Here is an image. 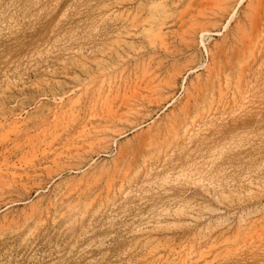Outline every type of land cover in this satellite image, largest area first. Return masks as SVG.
Wrapping results in <instances>:
<instances>
[{"label":"rangeland","instance_id":"rangeland-1","mask_svg":"<svg viewBox=\"0 0 264 264\" xmlns=\"http://www.w3.org/2000/svg\"><path fill=\"white\" fill-rule=\"evenodd\" d=\"M0 264H264V0H0Z\"/></svg>","mask_w":264,"mask_h":264},{"label":"bare ground","instance_id":"bare-ground-1","mask_svg":"<svg viewBox=\"0 0 264 264\" xmlns=\"http://www.w3.org/2000/svg\"><path fill=\"white\" fill-rule=\"evenodd\" d=\"M158 3V2H157ZM203 4V3H202ZM253 13V12H252ZM148 16V15H147ZM152 19V18H151ZM161 19V18H160ZM159 24V23H158ZM156 25V24H155ZM160 27V26H159ZM201 32V31H200ZM226 74V73H225ZM99 77V76H98ZM216 78V77H215ZM240 81V80H239ZM229 84V83H228ZM251 84V83H250ZM96 86V85H95ZM109 86V85H108ZM206 86V85H205ZM220 86V85H219ZM238 86V85H237ZM217 87V86H216ZM89 88V87H88ZM224 89V88H223ZM108 90V89H107ZM196 91V90H195ZM226 92V91H225ZM231 92V91H230ZM240 93V92H239ZM86 94V93H85ZM100 95V94H99ZM116 95V94H115ZM130 95H132V93L130 94ZM96 96H98V95H96ZM129 96V95H128ZM210 96V95H209ZM77 98V97H76ZM116 98V97H115ZM235 98V97H234ZM83 99V98H82ZM78 100V99H77ZM115 100V99H114ZM81 101V100H80ZM95 101V100H94ZM112 101V100H111ZM207 102V101H206ZM70 103V102H69ZM74 103H76V102H74ZM103 103V102H102ZM106 103V102H105ZM109 103V102H108ZM107 103V104H108ZM113 103V102H112ZM111 103V104H112ZM127 103V102H126ZM91 104H92V102H91ZM72 107L74 106V105H71ZM94 106V105H93ZM92 106V107H93ZM96 106V105H95ZM106 106V105H105ZM119 106V105H118ZM132 106V105H131ZM56 107H58V106H56ZM55 107V108H56ZM99 107V106H98ZM87 108H88V106H87ZM94 108V107H93ZM68 109V108H67ZM76 109V108H75ZM120 109V108H119ZM129 109H131V108H129ZM55 110V109H54ZM80 110V109H79ZM70 111V110H69ZM76 111V110H75ZM108 111V110H107ZM120 112V111H119ZM134 112V111H133ZM59 113V112H58ZM96 113V112H95ZM61 114V113H60ZM74 114V113H73ZM72 114V115H73ZM89 114V113H88ZM108 114V113H107ZM126 114V113H125ZM92 115H93V113H92ZM101 115V114H100ZM104 115V114H103ZM63 116V115H62ZM77 116V115H76ZM75 116V117H76ZM96 116V115H95ZM101 117V116H100ZM111 117H112V115H111ZM114 117V116H113ZM101 118H104V117H101ZM107 118H109V116L107 117ZM187 118V117H186ZM96 119H97V117H96ZM112 119V118H111ZM51 120V119H50ZM109 120V119H108ZM19 122V121H18ZM127 122V121H126ZM83 123V122H82ZM86 123V122H85ZM84 125V124H83ZM41 128V127H40ZM73 128V127H72ZM79 128V127H78ZM85 129V128H84ZM12 130V129H11ZM81 130H83V129H81ZM80 130V131H81ZM92 130V129H91ZM95 131V130H94ZM39 132V131H38ZM82 132V131H81ZM84 132V131H83ZM82 132V133H83ZM86 132V131H85ZM46 133V132H45ZM68 133V132H67ZM78 133V132H77ZM112 133V132H111ZM81 134V133H80ZM95 134V133H94ZM43 135H45V134H43ZM51 135V134H50ZM49 136V135H48ZM43 137V136H42ZM54 137H55V135H54ZM96 137V136H95ZM104 137V136H103ZM44 138V137H43ZM72 139V138H71ZM40 140V139H39ZM38 140V141H39ZM103 140V139H102ZM37 141V142H38ZM52 141V140H51ZM98 141V140H97ZM15 142V141H14ZM94 142V141H93ZM99 142V141H98ZM43 143V142H42ZM86 143V142H85ZM91 143V142H90ZM105 144V143H104ZM28 145H29V143H28ZM34 145V144H33ZM64 145V144H63ZM88 145H90V144H88ZM92 145V144H91ZM166 145V144H165ZM48 146V145H47ZM57 146V145H56ZM66 146V145H65ZM72 146V145H71ZM152 146V145H151ZM42 147V146H41ZM46 146H44V148H45ZM159 147V146H158ZM66 148V147H65ZM71 148V147H70ZM49 149V148H48ZM45 150V149H44ZM32 152V151H31ZM78 153V152H77ZM123 153V152H122ZM32 154V153H31ZM67 154H68V152H67ZM78 155V154H77ZM144 157V156H143ZM107 181V180H106Z\"/></svg>","mask_w":264,"mask_h":264}]
</instances>
